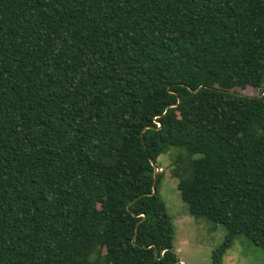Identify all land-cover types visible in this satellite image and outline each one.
<instances>
[{"label": "trees", "instance_id": "16d2710c", "mask_svg": "<svg viewBox=\"0 0 264 264\" xmlns=\"http://www.w3.org/2000/svg\"><path fill=\"white\" fill-rule=\"evenodd\" d=\"M173 150L212 264L264 249V0H0V264H183Z\"/></svg>", "mask_w": 264, "mask_h": 264}, {"label": "rangeland", "instance_id": "374dc122", "mask_svg": "<svg viewBox=\"0 0 264 264\" xmlns=\"http://www.w3.org/2000/svg\"><path fill=\"white\" fill-rule=\"evenodd\" d=\"M246 95H257L258 90L247 88ZM179 150L169 151L159 158L164 180L159 187L160 198L166 203L175 225L174 248L183 264H212V253L224 243L226 229L206 218H195L187 213L178 190V181L172 176L174 160ZM223 264H264V249L245 236H238L224 257Z\"/></svg>", "mask_w": 264, "mask_h": 264}, {"label": "water", "instance_id": "95a60500", "mask_svg": "<svg viewBox=\"0 0 264 264\" xmlns=\"http://www.w3.org/2000/svg\"><path fill=\"white\" fill-rule=\"evenodd\" d=\"M151 162L153 163V161H151ZM157 173H158V168L155 166V170H154V184H153V191H152L151 195H154L156 193V178H157ZM134 244H135V242H134ZM156 252H157V250H155V254H156Z\"/></svg>", "mask_w": 264, "mask_h": 264}, {"label": "crops", "instance_id": "0c3cea01", "mask_svg": "<svg viewBox=\"0 0 264 264\" xmlns=\"http://www.w3.org/2000/svg\"><path fill=\"white\" fill-rule=\"evenodd\" d=\"M176 250V249H175Z\"/></svg>", "mask_w": 264, "mask_h": 264}]
</instances>
